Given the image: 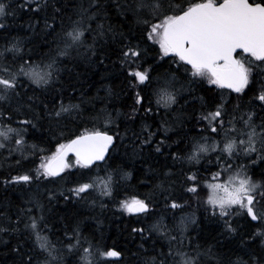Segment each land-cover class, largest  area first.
I'll list each match as a JSON object with an SVG mask.
<instances>
[{
	"label": "trees",
	"instance_id": "obj_1",
	"mask_svg": "<svg viewBox=\"0 0 264 264\" xmlns=\"http://www.w3.org/2000/svg\"><path fill=\"white\" fill-rule=\"evenodd\" d=\"M191 2L173 0V3L182 6ZM138 3L139 0L4 1L8 14L3 16L0 23L3 25L0 28V53L4 56L3 60L0 57V62L13 63L14 54L4 50L14 43L21 47V52L15 54L14 67L23 63L21 56L34 62L47 63L51 58L57 61L49 85L37 87L21 76L20 95L8 102L0 101V127L8 125L27 129L22 132L25 147L21 148L19 154L23 159L27 151L32 158L26 163L19 161L20 167L24 166L28 174L33 175L37 157L50 156L58 143H67L84 129L95 128L113 135V146L102 164L71 173L72 181L83 182L76 174H91L94 168L101 166H105L114 176H124V181L113 184L111 197L93 189L81 194L83 199L76 196L65 199L67 192L63 195L64 189L60 183L52 184L49 179L43 189H16L14 198L10 192L4 191L10 184L5 181L11 175L10 171L5 170L8 164L5 153L15 147L12 139H16L15 134H10L12 138L4 142V147L0 149V227H15L17 230L0 232V264H25L29 257L32 264H44L47 260L38 247H33L35 237L31 230L25 228V224L31 221L30 217L39 216L36 213L28 216V209L33 208L30 205L42 209L41 229L52 239L65 240L69 236L71 240L68 239V243H75L76 232H81L84 246H89L85 241L103 244L102 252L113 249L121 255L119 261L107 257L103 259L95 248L96 257L101 260L87 264H178L177 255L182 253L193 257L200 254L201 257L194 259L202 260L195 264H236L237 261L243 264L259 261V264H264V248L260 246L262 237L254 236L260 222L254 223L246 215L232 226L235 232L227 231L226 218L200 217L192 235L193 249L185 251L180 242L169 246L165 242L166 237L155 236L158 238L151 239V243L144 240L145 234H138L133 217L121 222V219L113 215L108 217L97 209L101 206L103 210L106 204L115 211V204L125 197H136L145 200L150 213L153 207L151 198H175L180 188L192 186L188 182L189 176L195 175L196 184H201L210 172L226 169L234 162L244 165L245 170H251L253 177H257L254 175L256 173H264V159L261 158L264 157V146L261 144H255L257 151L251 154H244L240 147L231 158L225 154L226 163L218 162L219 151L201 155L205 160L202 159L199 164L187 159L192 154L193 146L202 144L203 138H207L208 144L213 139L218 140L222 148L225 131L230 139H234L237 132H246L244 120L248 119V113L254 114L252 123L261 129L264 102L257 97L264 86V66H253L251 83L240 94L209 85L206 80L192 82L185 75L188 72L185 71L186 65L182 66L178 60L174 62L171 54L162 56L157 44L147 39L150 25L142 21L148 19L150 24H154L158 19L148 8L134 11ZM37 4L41 6L38 11L29 10L35 9ZM45 21L53 27L46 28ZM74 24L84 30L83 43L68 49L67 55L59 56L58 52L63 48L62 34ZM137 45L141 53L139 61L136 64H122V51H126L128 46L135 48ZM138 65L142 66L140 70L149 71L150 81L138 84L134 77L128 75L129 70H135ZM166 82L175 85L174 89L169 90L176 94L177 102L170 106L157 102V92ZM137 94L142 97L140 105L136 104ZM61 103L78 107L60 118L54 114L49 116V112L59 108ZM219 104H223L225 110L224 128L211 133L208 122L202 117L215 111ZM232 117L235 119L230 124ZM22 121L32 123L24 124ZM149 132L154 134L151 143L142 144ZM241 139H246L245 135H241ZM161 141L164 143L158 153L155 148ZM65 177H61L62 182ZM259 181L264 184V178L261 177ZM42 192L45 196L41 197ZM142 193L149 199H145ZM184 194L175 203H188L190 195L184 197ZM205 194L203 189L198 197L203 198ZM46 197L50 199L47 203ZM256 199V211L262 213L264 200L259 195ZM30 201L35 203L28 205ZM24 205L28 206L24 208ZM183 213L182 210L176 212L171 228L176 227L177 219ZM141 218L143 216L136 219ZM159 219L162 220V217L157 216L152 222L154 226ZM86 222L89 223L85 225ZM131 226L136 230L134 233ZM61 264H81V261L73 256Z\"/></svg>",
	"mask_w": 264,
	"mask_h": 264
},
{
	"label": "snow or ice",
	"instance_id": "obj_2",
	"mask_svg": "<svg viewBox=\"0 0 264 264\" xmlns=\"http://www.w3.org/2000/svg\"><path fill=\"white\" fill-rule=\"evenodd\" d=\"M40 7V4H37L35 9L29 10L35 12ZM144 8L150 9L151 14L159 21L154 24H150L148 19L142 21L145 25H150L147 39L159 45L162 56L171 54L174 57V62L178 60L182 62V66L186 65L185 71L190 70L191 76L194 78H199L201 81L206 80L209 85H215L221 89L227 88L240 94L244 93L251 83L254 72L253 66H264V0H196V2L188 3L187 6L173 3V0H167V4L165 0H139L134 11ZM7 14L6 5L0 3V16ZM2 27L3 25L0 24V28ZM45 27L52 28L53 26L45 21ZM53 31L55 30L53 29ZM83 39L84 30L74 24L63 32V48L59 50L58 55H67V50L81 45ZM138 49V45L135 48L128 46L126 51H122V64H136L141 56ZM237 50L245 55L238 58ZM4 51L12 52L14 56L12 64L0 62V101L8 102L20 95L18 89L22 86L19 79L21 76L37 87L47 86L52 82L53 70L57 62L55 58H51L49 62L45 63L43 61L34 62L31 59L24 60L21 56L20 59L23 63L19 67H14L15 54L21 52V47L14 43ZM0 57H3V53H0ZM141 67L138 65L135 70L130 69L128 73L130 77L135 78L138 84L150 81L149 71L147 69L140 70ZM174 87V83L166 82L157 92V102L163 103L165 106L175 104L177 102L176 94L169 91L170 88L174 89ZM257 99L264 102V86L261 87ZM141 100L142 97L137 94L136 104L140 105ZM77 107L78 105L69 104L65 106L61 103L59 108L49 112V116L54 114L56 118H60L63 114L70 113L72 109ZM135 111L134 108L133 114ZM145 111H150V109ZM224 115V106L219 104L215 111L208 112L202 119L207 121L211 131L216 133L219 129L224 128ZM253 116V113H248V119L244 120V124L250 129L247 141L240 140L237 142L235 139L227 138L228 133L225 131L226 139L222 148L216 142L208 144L207 138H205V143H198L193 146L192 154L187 159L199 161L202 154L219 151L218 162L226 163L225 154L227 158L233 157L237 154L238 146L246 155L256 152L257 149L254 144L257 133L252 123ZM234 119L235 117H232L229 123L231 124ZM21 123L30 124L32 122L22 121ZM260 127V141L264 143V123ZM23 131H27V129L21 130L4 125L0 127V137L9 140L12 138L10 134H15L17 137L15 144L23 148ZM153 135L149 132L148 137L143 139L141 143L150 144ZM113 141L114 136L110 135L108 131L95 128L84 129L80 135L68 140L67 143H58L50 156L41 159L36 169V178L41 176L58 177L65 169L74 166L90 169L94 162L106 160V153L109 152V147L113 145ZM163 143L164 141H161L157 144L156 152L161 151ZM2 147L4 144L0 143V148ZM69 153H73L75 156L74 165L67 159ZM261 158L264 159V157ZM244 167L241 165L240 170L235 175H229L228 179L222 183H206L208 189L206 203L212 207L214 212L218 211L222 218L232 215L236 208L246 211V216L250 218V221L260 222V227L254 236L264 237V213H258L255 208L257 195L261 200H264V190H262L264 184L253 182L244 171ZM231 170V165H228L227 171L231 172ZM220 176L221 172H216L213 174V179L219 180ZM188 179L195 181L197 177L191 175ZM32 180L31 175L24 174L13 176L11 181L6 180L5 183H30ZM93 189H98L104 196H111L113 192L112 176L109 175L107 179L97 177L89 182L79 183L70 191L73 196L83 199L81 194ZM187 190L196 193L197 187L193 185ZM120 207L128 213H145L149 205L143 199L132 197L131 200L121 201ZM171 207L177 208L179 205L173 202ZM21 211L23 213L24 210ZM28 211L30 212L31 209ZM30 220L31 223H26L25 228L31 230L35 237L36 246L51 256L52 246L47 236L41 234L40 222L43 217H30ZM225 223L228 232L236 231L227 221ZM9 230L16 231L17 229L15 227L11 229L0 227V232ZM134 231L136 230L134 229ZM261 244L264 245V239H261ZM85 252L88 253L89 249H85ZM101 255L117 257L120 253L109 249ZM25 264H32L31 257L27 259ZM184 264H192V262L186 260ZM236 264H243V262L237 261ZM254 264H259V261H255Z\"/></svg>",
	"mask_w": 264,
	"mask_h": 264
},
{
	"label": "rangeland",
	"instance_id": "obj_3",
	"mask_svg": "<svg viewBox=\"0 0 264 264\" xmlns=\"http://www.w3.org/2000/svg\"><path fill=\"white\" fill-rule=\"evenodd\" d=\"M188 1H192V0H188ZM0 3H4V1H1ZM162 18V17H161ZM3 20V16H0V23ZM159 21L157 20L156 23H158ZM157 46L159 47V45L157 44ZM4 56L1 57V60H3ZM186 76H189L191 78V81L194 82V80L199 81V78H194L191 76V72L188 71L187 73H185ZM204 82V81H202ZM170 91V90H169ZM165 106V105H164ZM247 131L244 133H240L237 132L236 136H234V139L237 140V142H239L240 140H245L247 141L248 139V133L250 131V129L247 127L246 128ZM256 133H257V138L255 141V144L257 145H262L264 146V143H261L260 141V134L259 131H261L260 128L255 127ZM211 133H213L212 131H210ZM241 135H245L246 139H241ZM223 136H225V133H223ZM17 138V137H16ZM205 138H203L204 140ZM10 140V139H9ZM14 141V145L15 147H12L11 150H7L6 151V162H8V164H6L5 166V170L10 171L9 173H11V175H9V177H7L8 181H11V178L13 176H17L14 175V173L19 172L20 174L18 175H24V174H28V170L23 166L20 167V162L24 161L25 163L27 162L28 159H31L32 157H29V155L27 154V151H25V156L22 159V156H20L19 152L21 151L20 146H17L15 144V139H12ZM8 140H4L2 137H0V143L6 142ZM205 141V140H204ZM202 142L205 143V142ZM200 142V141H199ZM213 142H216L217 144L220 145V142L216 139H213L209 144H212ZM10 143V142H8ZM254 144V145H255ZM246 146V145H245ZM25 147V146H23ZM239 147V146H238ZM3 148V147H2ZM0 148V149H2ZM29 152H32L31 148L27 149ZM160 153V152H159ZM203 155V154H202ZM4 156L2 158H4ZM47 157V156H39L38 158V163L36 165V169L39 166L41 159ZM22 159V160H21ZM202 159L205 160L204 157H200L199 161L194 160L195 164H199L201 163ZM69 160V159H68ZM70 160L73 165L75 164V159L73 157H70ZM20 161V162H19ZM19 162V163H18ZM102 164V163H101ZM98 165V164H95ZM95 165L91 166L94 167ZM207 165V164H206ZM240 166L241 164L234 162L233 166H231V172L227 171L226 169H217V171H212L210 172L207 176L204 182H202L201 184H196V180L192 181L188 179V182L193 185H195L197 187V192L196 193H192L189 192L187 189L191 186H188L187 188H180V192L178 193V195L175 198H167L165 200H162L161 198H151V200L153 201V207L149 212V209L147 210V212H145L144 214L138 215V214H133V213H128L126 211H124L121 207H120V202L124 201V200H131V198L129 197H125L123 200H121L119 203L115 204V211H112L106 204L103 205V210H101V206L98 207L97 209L101 211V213L111 217L112 215L117 217V219H121V222H127V219L129 217H133V221L136 224V227H138V234H145V239L144 240H150V243L152 242L151 239L153 238H165L166 240L165 242L169 245L172 246V244H174V242H180V246H183V249L185 251H189L191 249H193V233H194V229L196 228L195 226L197 225V221L200 217H209L211 216L212 218L216 219L218 217H220L219 212L215 211L212 209V207L210 205H208L206 203L207 200V196H208V189L206 187V183H217L220 182L222 183L223 181L227 180L229 175H235L236 172L238 170H240ZM36 169H35V175H31L33 177V180L30 183H16L17 184V189H22L23 191H27V190H32V189H37V188H46L48 181L50 179V182L52 184L55 183H60L61 187L64 189L63 195L65 192H67L66 196L67 199L72 198V193L70 191V189H73L74 187L77 186V184L79 183H84V182H89L92 179H95L97 177H99L100 179H107V176L111 175L112 176V187L113 184L115 182H123L124 181V176H114L112 173L109 172V170L105 167V166H101L98 168H94V170H92L91 174H76L78 177L82 178L84 181H79L78 183H74L71 179V175L73 174V172H75L76 170H80L81 168H79L78 166H74L72 168L69 169H65L64 172L61 173V175H59L58 177H39L36 178ZM234 171V174H231ZM246 174L253 180V182H259L260 183V178H264V173L263 172H259L254 174L257 177H253V172L251 170H245ZM216 172H221V176L219 177V180H214L213 179V174ZM67 173V175H65ZM72 173V174H71ZM30 175V174H28ZM63 182L61 177H64ZM60 179V180H58ZM14 183H10L7 187L4 189L5 192H8V190L11 188V186H13ZM205 189L206 194L204 195L203 198H199L198 194L201 190ZM96 190V189H94ZM185 192V194H184ZM44 192L41 193V197L45 196L43 195ZM182 194H184V197L189 196L190 195V200L188 201V203L185 202V204H183L182 202L179 204V207L177 208H172L171 204L173 202H177V199L179 196H181ZM142 196L145 199H149L148 196H146L144 193H142ZM109 197V196H108ZM111 197V196H110ZM50 199L48 197H46V203L49 201ZM34 201H30L28 203V205H30V203H32ZM35 203V202H34ZM28 205H24L23 207L26 208ZM33 208L31 209V211H27V213H29L31 216L33 214H37L39 215L38 218L41 217V210L40 208L34 207V205H30ZM182 210L184 213L183 215H181L180 217H178L177 219V223H176V227H170L172 222L174 221L176 212ZM206 210V212H205ZM148 213V214H147ZM262 213H264V207L262 206ZM89 214V213H88ZM147 214V215H146ZM145 215V216H144ZM246 215V211L244 210H240L239 208H236L234 213L230 216H226L223 218H226L227 223L231 224L232 226L234 224H236V222H238L240 220V218L242 216ZM138 216H143V218L141 219H136ZM161 216L162 220L159 219V221L156 223V226H154V222L156 217ZM145 218V219H144ZM31 223V221H30ZM42 223V221L40 222V224ZM89 222H86V224H88ZM205 223V222H204ZM130 227V225H128ZM134 226H131L132 228V232L134 233ZM41 228V225H40ZM30 230V229H29ZM146 231V232H145ZM257 231V230H256ZM153 232V233H152ZM148 233V234H147ZM42 235H46L50 245L52 246V255L49 256V254L47 252H43L40 249V254L46 256L47 260H45L44 264H61L64 261L70 259L71 257L74 256V258L80 262L81 264H87V263H95L97 260H101V258H97L96 257V253L94 252V249L96 248L97 251H99V256L102 257L103 259H106V256L101 255L102 250L105 246H102L103 244H92L91 242L85 241L89 246H84L82 242V233L81 232H76V241L75 243H68V239L71 240V238H69V236L67 237V239L65 240H55L52 239L48 233L46 231H42L41 233ZM158 236V237H155ZM69 245H71V247H69ZM34 248H36V244L34 243ZM85 249H89V252L86 253ZM86 257V259H85ZM196 258L201 257L200 254L199 256H194ZM193 255L190 256V254H179L177 255V261L179 262L178 264H184V261H191L192 264H195L199 261H201L202 259H194ZM108 258V257H107ZM41 260V257L39 258ZM197 261V262H196Z\"/></svg>",
	"mask_w": 264,
	"mask_h": 264
},
{
	"label": "water",
	"instance_id": "obj_4",
	"mask_svg": "<svg viewBox=\"0 0 264 264\" xmlns=\"http://www.w3.org/2000/svg\"><path fill=\"white\" fill-rule=\"evenodd\" d=\"M0 1H3V0H0ZM237 54L245 55V54L241 53L239 50H237ZM237 54H236V55H237ZM224 89L231 91L230 89H227V88H224ZM231 92H232V91H231ZM111 148H112V145L109 147V151L111 150ZM108 153H109V152H108ZM108 153H106V157L108 156ZM70 157H73V158L75 159V156H74L73 153H69L67 159L70 158ZM102 162H104V161H97V162H94V165H95V164H100V163H102ZM60 175H61V173H60ZM133 214H139V215H140V214H143V213H133ZM254 223H255V222H254ZM109 258L112 259V260H114V261H119V260L121 259L120 255L117 256V257H109Z\"/></svg>",
	"mask_w": 264,
	"mask_h": 264
},
{
	"label": "flooded vegetation",
	"instance_id": "obj_5",
	"mask_svg": "<svg viewBox=\"0 0 264 264\" xmlns=\"http://www.w3.org/2000/svg\"><path fill=\"white\" fill-rule=\"evenodd\" d=\"M14 175H16V174H14ZM22 183H24V182H22ZM16 187H17V184L14 183L13 186H11V188L8 190V192H10L11 196H13L14 198L16 197V194H15L16 189H17ZM250 236H251V239H254L253 235H250ZM262 239H264V237H262ZM253 241L254 240H251L250 242H253ZM260 246L264 248V245H260Z\"/></svg>",
	"mask_w": 264,
	"mask_h": 264
},
{
	"label": "bare ground",
	"instance_id": "obj_6",
	"mask_svg": "<svg viewBox=\"0 0 264 264\" xmlns=\"http://www.w3.org/2000/svg\"><path fill=\"white\" fill-rule=\"evenodd\" d=\"M257 122V121H256ZM254 125V124H253ZM256 131V130H255ZM260 155V154H259ZM262 156V155H261ZM249 162V161H248ZM120 257H121V255H120ZM109 258V257H108ZM110 259V258H109ZM112 260V259H111ZM121 260V259H120ZM114 261V260H113Z\"/></svg>",
	"mask_w": 264,
	"mask_h": 264
}]
</instances>
